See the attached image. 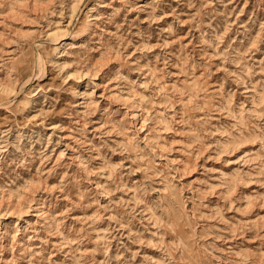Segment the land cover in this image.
Instances as JSON below:
<instances>
[{
	"label": "rangeland",
	"instance_id": "obj_1",
	"mask_svg": "<svg viewBox=\"0 0 264 264\" xmlns=\"http://www.w3.org/2000/svg\"><path fill=\"white\" fill-rule=\"evenodd\" d=\"M0 264H264V0H0Z\"/></svg>",
	"mask_w": 264,
	"mask_h": 264
}]
</instances>
